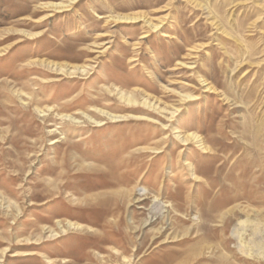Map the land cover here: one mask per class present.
Segmentation results:
<instances>
[{
	"label": "rangeland",
	"instance_id": "374dc122",
	"mask_svg": "<svg viewBox=\"0 0 264 264\" xmlns=\"http://www.w3.org/2000/svg\"><path fill=\"white\" fill-rule=\"evenodd\" d=\"M0 264H264V0H0Z\"/></svg>",
	"mask_w": 264,
	"mask_h": 264
},
{
	"label": "bare ground",
	"instance_id": "6f19581e",
	"mask_svg": "<svg viewBox=\"0 0 264 264\" xmlns=\"http://www.w3.org/2000/svg\"><path fill=\"white\" fill-rule=\"evenodd\" d=\"M122 19V18H121ZM126 19V18H125ZM127 20V19H126ZM134 20V19H133ZM82 69V68H81ZM64 72V71H63ZM85 72V70H80V69H74L73 71H71V72H68V71H65L64 73L65 74H74V73H84ZM122 94V93H121ZM122 98V97H121ZM128 101H131V100H128ZM145 102V101H144ZM130 103V102H129ZM146 103H148V102H146ZM151 106V105H150ZM152 107V106H151ZM109 118H111V119H116V118H118V117H116V116H111V115H107ZM191 138H192V136H191ZM183 142H185V141H183ZM242 221V220H241ZM241 223V222H240ZM239 223V224H240ZM242 226H243V224H242Z\"/></svg>",
	"mask_w": 264,
	"mask_h": 264
}]
</instances>
